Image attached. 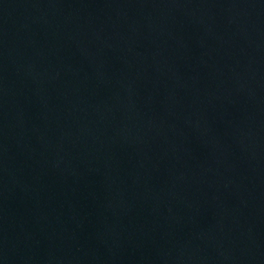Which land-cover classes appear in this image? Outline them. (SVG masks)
<instances>
[{
    "label": "water",
    "instance_id": "obj_1",
    "mask_svg": "<svg viewBox=\"0 0 264 264\" xmlns=\"http://www.w3.org/2000/svg\"><path fill=\"white\" fill-rule=\"evenodd\" d=\"M0 264H264V0H0Z\"/></svg>",
    "mask_w": 264,
    "mask_h": 264
}]
</instances>
